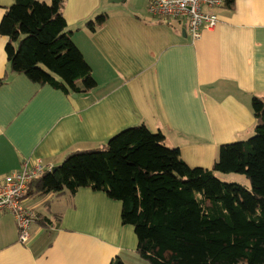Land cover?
<instances>
[{
  "label": "crops",
  "instance_id": "obj_1",
  "mask_svg": "<svg viewBox=\"0 0 264 264\" xmlns=\"http://www.w3.org/2000/svg\"><path fill=\"white\" fill-rule=\"evenodd\" d=\"M14 2L0 0V23ZM148 5L64 0L68 31L97 81L80 93L10 73L8 37L0 33V180L24 162L60 165L69 152L141 123L161 131L189 166L208 169L221 145L255 133L252 101L264 99V0H227L214 9L218 25L196 41L183 20L152 18ZM99 14L107 19L91 31L87 23ZM24 205L38 216L26 243L15 216L0 214V264H113L139 255L122 202L103 191L26 192Z\"/></svg>",
  "mask_w": 264,
  "mask_h": 264
},
{
  "label": "trees",
  "instance_id": "obj_2",
  "mask_svg": "<svg viewBox=\"0 0 264 264\" xmlns=\"http://www.w3.org/2000/svg\"><path fill=\"white\" fill-rule=\"evenodd\" d=\"M63 6L64 0H15L7 7L0 33L8 37L10 73L67 93L89 91L97 81ZM106 19L102 14L87 27L95 31ZM252 109L255 133L221 145L212 169L189 166L161 131L141 123L99 147L69 152L27 193L74 195L89 187L121 201L122 222L134 226L137 252L151 264H264V99L255 97ZM220 173L244 174L252 188Z\"/></svg>",
  "mask_w": 264,
  "mask_h": 264
},
{
  "label": "built area",
  "instance_id": "obj_3",
  "mask_svg": "<svg viewBox=\"0 0 264 264\" xmlns=\"http://www.w3.org/2000/svg\"><path fill=\"white\" fill-rule=\"evenodd\" d=\"M227 0H149L148 13L152 18L183 20L193 41L202 37L204 29H213L219 23L214 11L226 5ZM53 166L37 160L24 162L23 167L0 180V214L10 212L15 216L20 241L31 237V226L38 217L24 205L28 184Z\"/></svg>",
  "mask_w": 264,
  "mask_h": 264
},
{
  "label": "rangeland",
  "instance_id": "obj_4",
  "mask_svg": "<svg viewBox=\"0 0 264 264\" xmlns=\"http://www.w3.org/2000/svg\"><path fill=\"white\" fill-rule=\"evenodd\" d=\"M101 16V14L97 15L95 17V19L91 20V21H95L97 20V18ZM219 176L227 182H237L240 183L242 185H244L245 187H247L248 189L252 188V182L251 180L244 174L241 173H229V174H222L220 173ZM125 262H127L128 264H151L148 260L142 258L139 255H137L136 253L133 255H127L126 254V258L124 257L123 259Z\"/></svg>",
  "mask_w": 264,
  "mask_h": 264
},
{
  "label": "water",
  "instance_id": "obj_5",
  "mask_svg": "<svg viewBox=\"0 0 264 264\" xmlns=\"http://www.w3.org/2000/svg\"><path fill=\"white\" fill-rule=\"evenodd\" d=\"M76 95V94H75ZM59 167V165H57V166H55L54 168H58Z\"/></svg>",
  "mask_w": 264,
  "mask_h": 264
}]
</instances>
